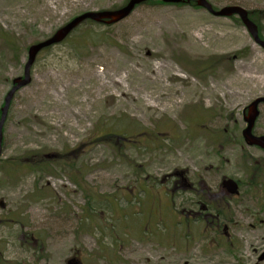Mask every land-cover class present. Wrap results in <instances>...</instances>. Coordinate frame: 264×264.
Instances as JSON below:
<instances>
[{"label": "rangeland", "instance_id": "rangeland-1", "mask_svg": "<svg viewBox=\"0 0 264 264\" xmlns=\"http://www.w3.org/2000/svg\"><path fill=\"white\" fill-rule=\"evenodd\" d=\"M128 1L0 0V110L31 45ZM207 1L245 9L264 40V0ZM258 97L264 49L236 16L157 0L111 26L83 23L37 56L8 110L0 264H264V182L252 197L241 188L234 212L244 221L237 211L259 209L256 230L239 221L231 241L213 232L199 242L160 186L139 185L174 168L243 182L252 169L245 152L263 169L264 153L240 140ZM258 110L254 132L264 134V104Z\"/></svg>", "mask_w": 264, "mask_h": 264}, {"label": "flooded vegetation", "instance_id": "flooded-vegetation-1", "mask_svg": "<svg viewBox=\"0 0 264 264\" xmlns=\"http://www.w3.org/2000/svg\"><path fill=\"white\" fill-rule=\"evenodd\" d=\"M244 128L240 131L241 144L247 148H253L264 153V149L261 147L255 145L249 146L245 143L242 136ZM252 133L254 136L259 137L264 135L256 134L254 127ZM123 140L129 143L127 138L123 137ZM243 161L246 165L252 167L249 171L246 169L249 173H246L245 178L247 180L243 182L224 175L215 177L217 179L211 175L204 180L195 176L194 179H191L185 170L174 168L159 180L149 181L148 183L139 181V185L142 184L150 189L154 188V186H160L163 198L167 201V210H170L175 215H180L190 223L192 231H196L198 234L199 238L197 242H199L200 237H203V234H205L206 239L212 241L213 237L209 235H212L213 232L214 234H220L225 241H231L232 234L230 229L234 228L241 221L242 226L246 225L249 229L256 230L257 226L255 224L260 214L259 209L256 212L253 209V212L249 213L237 211L240 214V218L244 221L235 219L234 217L236 206L240 207L239 204H241V188H244L245 192L252 197L258 195V188H261V184L264 182V166L261 169L263 171H261L258 167V160L251 157L247 152L243 155ZM228 180H232L235 183L236 192L235 189L233 191V185L227 184ZM138 186L130 188L131 190L128 192L136 191ZM260 248L257 261L261 263L264 262V260H261L262 257L264 258V243L261 244ZM67 264H71V262L68 261Z\"/></svg>", "mask_w": 264, "mask_h": 264}, {"label": "water", "instance_id": "water-1", "mask_svg": "<svg viewBox=\"0 0 264 264\" xmlns=\"http://www.w3.org/2000/svg\"><path fill=\"white\" fill-rule=\"evenodd\" d=\"M152 1L155 0H129L127 4L117 10L83 13L70 20L63 27L59 28L49 38L31 45L27 49V61L23 68V75L12 80V87L5 95L4 103L0 110V156L2 153L3 126L10 104L14 98L15 93L30 84L31 68L39 52H41L45 48L62 43L76 28H78L82 23L86 21H92L94 23H104L107 26H111L128 18L137 6ZM162 2L164 4L177 5L189 3L190 0H162ZM195 4L197 7L207 11L209 14L217 18H230L232 16L238 17L241 23L246 28L253 42L260 48L264 49V40L259 36L257 25L249 19L248 12L242 7L226 6L215 10L207 0H195ZM261 104H264V97L256 98L244 110L243 120L245 122V128L242 131V136L247 145H255L264 149V135L259 137L254 136L252 133L253 127L259 115L258 109ZM227 184L233 185V191L235 189L236 192V185L232 180H228ZM261 260H264V258L262 257Z\"/></svg>", "mask_w": 264, "mask_h": 264}, {"label": "trees", "instance_id": "trees-1", "mask_svg": "<svg viewBox=\"0 0 264 264\" xmlns=\"http://www.w3.org/2000/svg\"><path fill=\"white\" fill-rule=\"evenodd\" d=\"M153 3H155V2H146V3H144L143 5H151V4H153ZM182 5H183V6H184V5H188V6H191V7H195V8H197V6L195 5L194 0H191V2H189L188 4H179L178 6H182ZM248 14H249V13H248ZM249 19H250V20L252 19L250 15H249ZM87 22H90V21H87ZM76 30H77V29H76ZM109 136L117 137V135L112 134V133H110Z\"/></svg>", "mask_w": 264, "mask_h": 264}, {"label": "bare ground", "instance_id": "bare-ground-1", "mask_svg": "<svg viewBox=\"0 0 264 264\" xmlns=\"http://www.w3.org/2000/svg\"><path fill=\"white\" fill-rule=\"evenodd\" d=\"M118 82V81H117ZM119 83V82H118ZM139 251V250H138Z\"/></svg>", "mask_w": 264, "mask_h": 264}]
</instances>
